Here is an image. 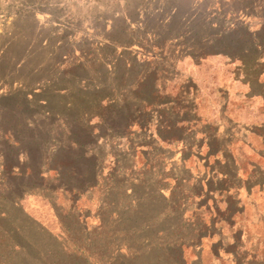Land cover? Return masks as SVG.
<instances>
[{"label":"rangeland","instance_id":"374dc122","mask_svg":"<svg viewBox=\"0 0 264 264\" xmlns=\"http://www.w3.org/2000/svg\"><path fill=\"white\" fill-rule=\"evenodd\" d=\"M206 1L0 0V73L6 75L0 153L12 158L11 134L5 136L11 131L35 152L29 164L45 173V180L11 176L18 187L11 192L0 166V194L16 197L67 252L88 251L94 264H123L132 253L128 244L159 251L164 237L189 240L219 207L224 230L231 220L242 231L245 262L264 264V52L255 62L248 55L198 60L195 41L205 18L222 29L248 25L250 32L261 20L239 16L241 0ZM125 9L133 34L122 24L110 34L137 44L98 56L105 20ZM145 78L157 84L143 89L149 103L136 93ZM120 114L133 119L130 129L120 126L126 121ZM72 141L81 145L77 153L64 148ZM73 171L96 177L97 186L69 195L55 175L72 185ZM213 176L228 178L230 190L223 194L228 186L213 184L197 195L194 185ZM219 232V225L211 232L215 242ZM40 240L49 244L45 235ZM211 243L204 240L205 264H232L228 256L213 262ZM199 251L187 249L186 256L193 261Z\"/></svg>","mask_w":264,"mask_h":264},{"label":"trees","instance_id":"16d2710c","mask_svg":"<svg viewBox=\"0 0 264 264\" xmlns=\"http://www.w3.org/2000/svg\"><path fill=\"white\" fill-rule=\"evenodd\" d=\"M205 3H207V1L203 0L202 5H205ZM223 3L224 0H219L218 2L220 5H223ZM219 9L220 12L216 14L220 17L224 14L221 12L222 8ZM141 10L142 9H136L139 16L141 14ZM204 10L208 11V7L204 8ZM240 12L248 16L259 18L261 20V27L255 32H250L248 25L245 27H240L238 24L231 28L222 29L220 24L218 25L212 22H206L207 19L205 18L204 24H202L201 27H198L195 32V41L198 43L197 45L199 50V54L196 56L198 60L207 58L210 55L227 56L234 61H246V55H248V58L254 62L258 60L257 57L260 55V53L264 52V0H241V5L237 13L239 14ZM209 14L210 12H208V16ZM102 18L103 17H99L98 20L101 21ZM106 21L107 20H105V25L103 28V35H100L103 36L105 40L96 43L99 48L97 50L98 56H103L104 53L111 51L113 52L119 48L125 50L128 47L137 44L138 40L136 42H133L135 40L117 41V39L112 37L110 34V32L115 28V24L126 25L128 28L124 29L123 27V31L125 32V30H127V35L131 33L133 34L134 29L131 24L133 18L126 9L114 12L112 17H109L108 21ZM110 22H112L111 25L109 24ZM259 50H261V52ZM256 66H258V64ZM140 74H142V72ZM4 76L6 75L0 73V78H4ZM145 79H142V82L137 85V90L140 91L136 93L140 95L137 96L138 100L144 103H149L148 99H143L142 97L144 94L143 89L148 85H151V87L154 88L157 86V84L155 81L147 82V79L146 81ZM153 93H156V91ZM115 106L117 107L118 105L116 104ZM113 109L115 113V108ZM117 113L118 112H116V115ZM120 117L124 116L120 114ZM124 118L126 121L124 125L121 123L120 126H122L123 130L130 129L133 119L128 116H125ZM177 124L179 123L175 122L169 125L168 131H175ZM141 126L145 127V125ZM108 130L113 133V128L108 127ZM88 131L90 135H95L96 129L91 127V129ZM7 134H11L10 139L6 142L8 143V147L12 148V158L6 160V158L0 153V166L2 167V170L6 172L7 179L5 181L7 184L12 186V189H10L11 192L18 191V187L12 184L15 180H13L11 176H15L14 178H16V180L22 177L28 180H34L36 177H41L45 180V173L42 170L39 171L34 169V167L29 164L30 160H35V152L33 149L30 148V146H24L22 144L23 141L17 139L15 134H13L11 131L5 133V136ZM159 136L160 138H163L161 134ZM80 146L81 145L78 142L72 141L70 146L64 145V148L67 151L77 153V151L80 149ZM216 152L219 153L220 151ZM211 154H214L213 148ZM22 156H25V160H22ZM188 156H185V161L191 157V155L189 157ZM217 161L220 162L221 160ZM55 176H57L55 179L57 182H59L61 186L60 188H62L69 195L75 192L78 193L80 190H82V192H86L97 186L96 177L91 178L90 174H83L82 172L73 171L70 174V176H72V185L64 183L58 174ZM228 181V178H223L220 180L218 177L213 176V178L210 179L206 185L202 182L195 184V192L198 191L197 195H203L206 191V186L211 188L213 184L224 185ZM29 188L35 189L36 187ZM228 190H230V186L223 187L221 192L225 194ZM183 192L188 194L190 193V191L185 189ZM1 195L4 194H0V203H2V206L6 207L0 206V264H94L88 251L83 253V251L79 249L80 251H76V253L67 252L65 250V246L60 242L59 238L54 237L44 227L40 226L37 222H34V220L29 216H26L27 214L24 212L23 208L20 207L17 202H14V198L16 197H13V199L10 196L2 198ZM193 196L195 197V195ZM214 211H218V213H216L217 216L211 218L210 221L205 220V222L201 223V229L198 230L197 236H192V238L189 240L185 239V237L179 236H174L171 238L164 237V243L161 244L159 251H156V248L152 247L142 248L141 246L128 244V248H131L129 250L132 253L131 255L129 254L128 258L126 259L127 262H124L123 264H195V261L197 262L196 264H205L204 260L202 259L205 239L212 241L210 251L213 256V262L216 260L221 261L225 256H228V259L232 264H251V262H245L244 258L241 256V250L244 247L243 244L245 243L242 231H235V229H233L237 223L235 221L228 220L227 228L229 231H225L224 229L226 224L225 221L220 218V208L216 207ZM224 212H226V210ZM76 218L79 217L75 216V219ZM24 219H26L25 224L27 226L23 223ZM84 222L82 221L81 224V229L83 232H85L88 228L86 222ZM199 224L200 223H198V225ZM218 225L220 232L217 233V237L219 238V241L215 242V233L211 232ZM209 227H211L212 230H210ZM44 235L47 239H49V244H46L44 240H40V237L44 239ZM79 246L81 247V245ZM194 247H201L202 252L199 251L197 253L198 258L190 261L186 256V252L187 249ZM222 252L224 253L222 254Z\"/></svg>","mask_w":264,"mask_h":264}]
</instances>
